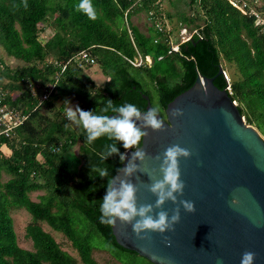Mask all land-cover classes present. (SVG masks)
<instances>
[{"label":"trees","instance_id":"1","mask_svg":"<svg viewBox=\"0 0 264 264\" xmlns=\"http://www.w3.org/2000/svg\"><path fill=\"white\" fill-rule=\"evenodd\" d=\"M162 1L92 0L97 18L90 20L75 11L80 0H28L27 9L22 0H0V49L23 62L13 67L0 57V74L7 78L0 89L10 109L27 114L10 136L0 135V264H98L93 251L99 237L118 259L127 254L153 264L119 245L112 226L100 222L109 177L93 173L92 166L112 176L123 163L118 154L100 158L110 143L106 137L85 145L84 130L65 115L69 98L85 111L95 112L111 100L133 103L143 112L147 96L165 118L167 103L201 73L227 89L246 123L264 135V0H246L245 13L229 0H184L188 12L171 13ZM141 11L151 18L147 33L131 20ZM173 15L179 21L174 29L194 32L177 42L178 50L168 27ZM84 49L108 78L101 87L84 74L89 62L72 61L60 73V65ZM137 56L144 61L140 66L127 59ZM220 66L224 71L218 73ZM54 82L51 96L39 103L43 89ZM78 142L72 159L69 153ZM117 146L126 151L122 143ZM34 191L43 193L33 199ZM21 208L31 215L26 236L33 249L18 244L12 214ZM42 222L66 236L80 259L64 251Z\"/></svg>","mask_w":264,"mask_h":264},{"label":"water","instance_id":"2","mask_svg":"<svg viewBox=\"0 0 264 264\" xmlns=\"http://www.w3.org/2000/svg\"><path fill=\"white\" fill-rule=\"evenodd\" d=\"M223 71L220 66L218 73ZM213 82L214 77L200 73L192 87L167 103L166 117L160 114L165 130L146 129L149 135L140 147L149 158L141 165L143 171L131 178L139 189L138 205L154 204L156 197L144 187L151 183L147 174L159 167L153 158L172 144L189 149L191 158L180 160L186 185L180 199L195 202L196 212L181 207L182 219L175 231L149 233L148 240L138 239L131 225L119 220L112 226L119 245L153 264H218V260L240 264L245 251L256 253L254 264H264V137L246 123L228 90ZM145 98L148 110L152 106ZM175 108L184 115L173 117ZM134 150L126 149L119 169ZM119 169L112 176L125 178ZM175 207L169 201L164 210L171 215ZM165 236L171 239L170 247Z\"/></svg>","mask_w":264,"mask_h":264},{"label":"clouds","instance_id":"3","mask_svg":"<svg viewBox=\"0 0 264 264\" xmlns=\"http://www.w3.org/2000/svg\"><path fill=\"white\" fill-rule=\"evenodd\" d=\"M14 5L13 7H19ZM24 9L29 7L28 0H22ZM75 11L83 13L90 20L97 18L96 10L92 0H80ZM66 105H70L67 102ZM172 116L179 118L184 115L181 108L172 110ZM67 119L80 126L85 133V145H93L95 141L106 137L110 143L104 145L101 159L118 154L123 163L125 154L120 152L118 144L124 149H135L131 154L125 167L119 169L125 178L109 176L106 168L92 166V172L98 173L100 177H109L107 191L100 204V222L106 226L116 225L117 220L121 224L131 225L136 237L140 240L150 239L149 233H159L161 235L175 231V226L181 222V207L187 213H195V202L180 199L184 196L185 182L182 180L180 160L190 159L192 152L181 147L179 144L169 145L162 153L153 159L159 164L158 168H153L151 174H147L151 183L144 184V187L156 197L154 204L138 205L137 185L131 178L138 171H143L141 165L148 160V153L141 150L139 146L152 131H164L165 122L160 117V110L151 107L146 111H141L133 103L115 104L108 100L105 105L97 111H85L80 107L73 108L71 105L65 108ZM139 122V123H138ZM139 161V163H137ZM172 202L176 207L172 209L171 215L164 210L167 202ZM235 204V199L231 202ZM159 210V211H157ZM167 246H171V239L164 237ZM256 253L245 251L241 256L240 264H254ZM218 264L222 261L218 260Z\"/></svg>","mask_w":264,"mask_h":264},{"label":"rangeland","instance_id":"4","mask_svg":"<svg viewBox=\"0 0 264 264\" xmlns=\"http://www.w3.org/2000/svg\"><path fill=\"white\" fill-rule=\"evenodd\" d=\"M250 1V0H247ZM263 0H257V4H261ZM163 9H166L167 11L174 13L178 10H183L184 12H188V9L185 5L184 0H163L162 1V6ZM163 14L165 15V12L163 11ZM166 16V15H165ZM173 24L168 22V27L173 29V32L171 33L170 38H172V44L173 47H177V42L178 41H185L190 38V36L193 35V31H190L186 27H182L180 29H174L173 25H178V16L173 15ZM166 20L168 21L169 18L165 17ZM131 20L134 24H136L139 29L147 33L149 27L152 25L151 24V18L149 17V14L145 11L141 12H136L131 16ZM264 21V18H262ZM45 35V34H42ZM0 57L3 59V61L10 66H17L18 64H22L23 62L20 60H15L9 56L6 55L4 50L1 48L0 49ZM139 56H137V59ZM84 74L88 75L91 79V81L94 83L96 86H103V83L108 80V78L102 73L100 66L95 63L92 66H87L84 69ZM229 74V73H228ZM6 77L0 74V84H5L6 83ZM153 91V90H152ZM153 100L154 104L157 103V93L153 92ZM69 104L73 106V101L72 99H68ZM71 102V103H70ZM264 137V135H263ZM78 145L75 144L69 155L72 159H76V156H78ZM8 177L5 175H2V181L5 182ZM43 193V191H34L31 193V197L33 199H38V195ZM12 220H13V225L15 232L17 234L18 238V244L21 247L27 248V249H33V242L32 239L26 236V224L31 220V215L26 209L21 208L20 210H16L12 214ZM43 225V228L46 232H49L55 240L61 245V248L64 251H68L70 254L75 256L76 258L80 259V256L78 254V251L76 248L73 247L71 241L64 236L62 233L56 232L53 229H51L47 224H44L43 222L41 223ZM97 246V247H96ZM96 249L93 251V257L97 261L98 264H150L149 262L145 261L143 258H132L127 254H122V256L118 259L115 255L111 254L108 249V245L104 243V241L99 237L96 238ZM121 259V260H120Z\"/></svg>","mask_w":264,"mask_h":264},{"label":"built area","instance_id":"5","mask_svg":"<svg viewBox=\"0 0 264 264\" xmlns=\"http://www.w3.org/2000/svg\"><path fill=\"white\" fill-rule=\"evenodd\" d=\"M229 2L245 13L246 0L245 1L229 0ZM189 39L190 38L188 37L187 40ZM173 48L175 49L178 48V45L177 47H173ZM127 59L131 63L137 66H140L144 63L143 59L140 56L138 59L137 57H135L134 59H130V58H127ZM72 61H76L78 65L80 66L84 65L87 62L91 63L92 65L95 64V59L91 56V52L88 49H84V50H81L76 55H74L73 57L69 58L66 61V63H64L63 65H60L61 74L67 68L68 64ZM147 62L148 63L151 62V59L149 57L147 58ZM55 82L52 84H49L46 89L45 88L43 89L42 93L39 96V103L43 102L44 99L47 100L51 96L52 92L55 89L54 87ZM5 95L6 93L0 89V135H4L7 137V136H10L14 128L20 125L27 118V114L21 112L20 110L10 109L7 103L3 101ZM77 106L82 109L81 105L78 103L73 104L72 107L75 108Z\"/></svg>","mask_w":264,"mask_h":264}]
</instances>
